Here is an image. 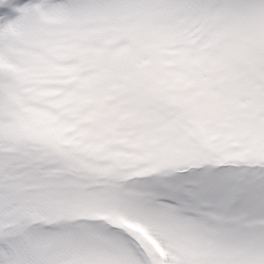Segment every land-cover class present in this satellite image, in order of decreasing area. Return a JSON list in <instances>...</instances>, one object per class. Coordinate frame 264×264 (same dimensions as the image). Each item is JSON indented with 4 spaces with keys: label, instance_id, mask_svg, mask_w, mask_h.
<instances>
[{
    "label": "snow or ice",
    "instance_id": "6c2138e0",
    "mask_svg": "<svg viewBox=\"0 0 264 264\" xmlns=\"http://www.w3.org/2000/svg\"><path fill=\"white\" fill-rule=\"evenodd\" d=\"M0 7V264H264V0Z\"/></svg>",
    "mask_w": 264,
    "mask_h": 264
},
{
    "label": "rangeland",
    "instance_id": "374dc122",
    "mask_svg": "<svg viewBox=\"0 0 264 264\" xmlns=\"http://www.w3.org/2000/svg\"><path fill=\"white\" fill-rule=\"evenodd\" d=\"M28 2H29V0H10V4L13 7L22 6V5H24V4L28 3ZM5 14H7V18L8 19H12L16 15H18V13L12 11L11 8L0 7V16H4Z\"/></svg>",
    "mask_w": 264,
    "mask_h": 264
}]
</instances>
